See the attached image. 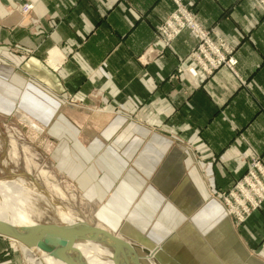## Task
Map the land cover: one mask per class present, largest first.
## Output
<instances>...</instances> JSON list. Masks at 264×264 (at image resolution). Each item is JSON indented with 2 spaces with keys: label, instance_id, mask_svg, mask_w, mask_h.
I'll list each match as a JSON object with an SVG mask.
<instances>
[{
  "label": "crops",
  "instance_id": "crops-1",
  "mask_svg": "<svg viewBox=\"0 0 264 264\" xmlns=\"http://www.w3.org/2000/svg\"><path fill=\"white\" fill-rule=\"evenodd\" d=\"M181 1L235 49L236 72L199 69L188 28L164 43L157 26L173 0H0V109L55 146L98 224L158 249L160 264H264V202L235 224L211 195L252 157L264 163V9ZM181 63L199 75L177 72ZM26 254L0 236V264Z\"/></svg>",
  "mask_w": 264,
  "mask_h": 264
},
{
  "label": "rangeland",
  "instance_id": "rangeland-1",
  "mask_svg": "<svg viewBox=\"0 0 264 264\" xmlns=\"http://www.w3.org/2000/svg\"><path fill=\"white\" fill-rule=\"evenodd\" d=\"M186 28L193 31L189 27ZM203 28L206 30L214 29L216 31V27ZM195 35L197 36L198 41H200L199 35L197 33H195ZM216 35L217 33H215V35H212V37H216ZM196 46H198V42L191 49L188 58H193L192 54L193 51L196 49ZM193 59L195 60V58ZM195 62L197 63L196 60ZM183 67L185 66L181 63L180 66H178L177 68V72L183 73L185 71L193 77L199 75V70L197 68L195 69L196 74L192 75L190 71L184 69L181 70ZM199 69L202 70V68L200 67ZM234 71L236 72L235 69ZM100 96L101 92L97 93L94 98L100 99ZM75 100L76 99L74 97H70L68 99V102L72 103ZM95 109L101 111H108L110 110V107L108 105H96ZM26 118L17 113H6L0 109V181L8 179H15L16 181L19 180V184H24V186H26L30 192L34 190H30V183H32L38 190H40V192L46 194L47 199H44L38 197L39 195H37V193H34L35 195L32 206H34L33 208L35 209V212L33 213L35 215H33V218L36 222H40L41 224H48V222L63 224L62 219L58 214V211L54 210L50 203L51 201L55 202L56 200H58L60 202L58 206L60 205V208L62 206V209L66 207L71 213L72 218H69V221L67 219V221H65L66 223H75L77 220L80 222L86 221L87 223H90L92 225L97 224L101 227H104L101 224H98L99 219L95 216L96 214L94 212V210L96 211V207L90 204L88 197H86L85 194L80 193V191L73 185L72 181H70L64 174H62V172L58 169L57 165L53 162L52 151L55 150V146H50L49 141L45 139V136L42 135V133L28 120V118L26 120ZM9 180L5 182L8 184L15 183V181ZM52 184H54V186ZM211 195H213V191L211 192ZM216 198L219 199L218 196H216ZM48 199L51 200H49V203ZM62 211L64 213V210ZM39 212L41 213V216ZM231 217L232 219H234V223L236 224L237 221L235 216L233 215ZM136 240L139 241V239ZM23 248L25 250V253H27L26 248L29 247L23 245ZM157 250H153L154 254L157 252ZM35 253L39 257H41L43 261V253L40 250H35ZM24 264H31L30 255H27ZM43 264L48 263L43 261Z\"/></svg>",
  "mask_w": 264,
  "mask_h": 264
},
{
  "label": "built area",
  "instance_id": "built-area-1",
  "mask_svg": "<svg viewBox=\"0 0 264 264\" xmlns=\"http://www.w3.org/2000/svg\"><path fill=\"white\" fill-rule=\"evenodd\" d=\"M173 1L176 4V9L157 26V33L162 37L164 43L167 46L171 45L181 31L189 27L200 38L192 55L197 61V66L199 65L204 73L212 75L216 69L222 66L234 71L238 63L235 49L223 38L217 35L212 37L216 31L204 29L198 22L195 13L185 7L180 0ZM259 4L264 9V0H260ZM33 7V4L25 3L22 12L28 13ZM183 69L190 71L192 75L196 74L195 66L189 65L181 70ZM250 160L245 174L237 179L230 189L213 193L215 197L218 196L225 212L230 216H235L237 224L244 222L264 202V163L261 156H254Z\"/></svg>",
  "mask_w": 264,
  "mask_h": 264
},
{
  "label": "water",
  "instance_id": "water-1",
  "mask_svg": "<svg viewBox=\"0 0 264 264\" xmlns=\"http://www.w3.org/2000/svg\"><path fill=\"white\" fill-rule=\"evenodd\" d=\"M0 236L26 247L37 248L49 255L56 264H91L89 257L92 255L86 250L98 244L111 247L114 255L109 260L114 264H129L130 260L132 264H160L152 250L136 238L86 221L63 224L36 222L33 226L24 227L0 216ZM96 257L94 259L100 262L107 260L105 257Z\"/></svg>",
  "mask_w": 264,
  "mask_h": 264
},
{
  "label": "bare ground",
  "instance_id": "bare-ground-1",
  "mask_svg": "<svg viewBox=\"0 0 264 264\" xmlns=\"http://www.w3.org/2000/svg\"><path fill=\"white\" fill-rule=\"evenodd\" d=\"M10 151H11V149H10ZM28 173H30V172H28ZM8 180L0 181V216L4 217V218H8V219L12 220L15 224L20 225V226H24V227L33 226L36 223L35 219L33 218V215H35V214H33L35 212V209L33 208L34 206H32L34 195H35L34 193H37V195H39L38 197L44 198V199H47L46 194L43 192H40V190H38L34 186V184H32V183H30V190L31 189H34V190H32V192H30L27 189V187L24 186V184H19L20 183L19 180L16 181L15 179H10L9 181H15V183H11V184H8L5 182ZM31 182H33V181H31ZM41 191H43V190H41ZM29 195H30V197H29ZM49 200L50 199H48V203H49ZM55 202L51 201L50 203H52L51 205L54 208V210L58 211V214H59L60 218L62 219V222L67 221V219L69 221V218H72L69 210L66 207H64V209H62V206L60 208V205L58 206V204L60 203L58 200H56ZM62 210H64V213ZM40 212H39V214L41 216ZM26 250H27V255H30V263L31 264H43V261L47 262L48 264H56V262L53 263L52 258L47 254H43L44 257H43V261H42V258L39 257L35 253V250H38L37 248H30L29 247V248H26ZM86 251L92 255V257H89L91 262H92V263L90 262L91 264H114L113 261L109 260L114 255L111 247H106L104 245L98 244L97 246H95V245L90 246V248H88ZM152 252L154 253V251H152ZM95 255L98 257H105V258H107V260L104 261L101 259L102 261L100 262V261L94 259V257H96ZM127 262H129V260ZM60 264H63V263H60ZM129 264H132L131 260H130Z\"/></svg>",
  "mask_w": 264,
  "mask_h": 264
}]
</instances>
